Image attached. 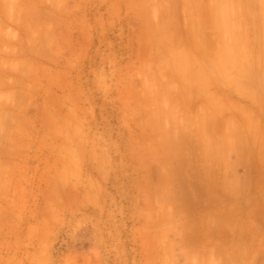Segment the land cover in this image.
<instances>
[{
    "label": "rangeland",
    "instance_id": "rangeland-1",
    "mask_svg": "<svg viewBox=\"0 0 264 264\" xmlns=\"http://www.w3.org/2000/svg\"><path fill=\"white\" fill-rule=\"evenodd\" d=\"M230 1L0 0V264H264V191L222 202L237 160L197 111L264 90L191 55L216 26L237 45Z\"/></svg>",
    "mask_w": 264,
    "mask_h": 264
},
{
    "label": "crops",
    "instance_id": "crops-1",
    "mask_svg": "<svg viewBox=\"0 0 264 264\" xmlns=\"http://www.w3.org/2000/svg\"><path fill=\"white\" fill-rule=\"evenodd\" d=\"M224 1L222 6L228 10L231 1ZM232 3L238 4V34L232 38L237 45L224 39L227 33L222 34L221 29L227 26H216L213 40L205 41L196 51L191 48V55L204 62L207 79L213 78L220 86L227 85L229 69L238 63L239 70L241 66L248 71H262L264 67V0ZM251 81L254 87L250 90L242 89L240 82L236 90H199L201 108L197 111L205 120L207 155L237 160V167L223 166L220 175L214 177L222 202L229 190H254L255 199L263 197L256 192L264 191V90L257 89L256 82Z\"/></svg>",
    "mask_w": 264,
    "mask_h": 264
}]
</instances>
